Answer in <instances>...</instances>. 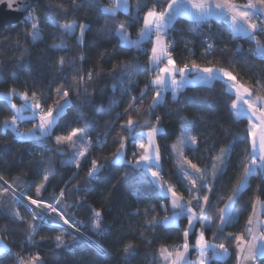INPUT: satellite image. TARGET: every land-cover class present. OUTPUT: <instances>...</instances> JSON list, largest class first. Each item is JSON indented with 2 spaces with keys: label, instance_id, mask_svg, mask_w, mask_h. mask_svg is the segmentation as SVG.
Masks as SVG:
<instances>
[{
  "label": "trees",
  "instance_id": "obj_1",
  "mask_svg": "<svg viewBox=\"0 0 264 264\" xmlns=\"http://www.w3.org/2000/svg\"><path fill=\"white\" fill-rule=\"evenodd\" d=\"M96 2L108 6L110 0ZM166 2L162 0L159 10L166 6ZM237 2L244 3L246 0ZM128 3V12L118 11L115 17H107L93 5V0H76L75 7L72 0H32L31 7L17 26L0 28V122L13 114L10 103L2 98L13 88L17 91L27 90L29 95L34 90L38 95L44 93L41 98L46 100L45 107L53 103L59 87L69 90L70 100L58 121V127L48 138H20L11 128L4 129L0 123V177H3L0 185L6 188L4 181H7L17 191L26 188V195L37 198L36 188L44 184L45 188L38 198L45 201H54L61 190H65L62 203L57 208L75 223L77 230L96 241L103 250L98 251L84 238L63 230L52 221L41 224L29 244L27 238L31 232V215L23 205H18L16 207L24 220H13L14 203L9 190V193L0 196V237L10 251L0 254V264H16L20 256L27 259L37 253L44 259V264H161L160 247L183 241L181 233L186 226V218H181L178 226L148 223L153 216L163 217L171 213L170 206L165 212L152 195L138 198L139 190L152 179L150 174H144L142 170L131 172L124 163H111L120 137L127 135L121 129L123 121L120 117L125 121L128 118L124 110L132 102L134 108L146 113L155 94L154 90H148L141 103L140 90L154 75V70H150L148 64L151 41L143 43L144 51H138L121 46L120 38L115 34L116 25L124 21L131 25L128 34L136 37L143 24V14L153 6L154 0H128ZM57 4H63L67 11L58 8ZM137 4L144 6L138 14ZM30 11L40 18L38 27L42 39L35 43L27 35L31 31L32 21L24 20ZM137 15L139 22H134L133 17ZM72 21L76 22V30L72 36H68L60 26ZM81 22L86 23L88 28L83 42L79 43L77 37ZM166 39L173 42L171 54L180 67L191 61L208 66L207 62L212 61L215 67L237 74L241 82L252 86L254 94L255 82L259 80L264 84V57L253 55L255 42L243 37L233 39L228 24L223 21L211 19L201 25L180 17L169 29ZM257 39L264 44V35L258 34ZM54 44H63L64 47L56 49L52 47ZM210 44L213 47L208 49ZM61 57L65 61L63 68L58 64ZM122 61L133 67H124ZM89 71L99 75H94L93 80L88 81ZM73 76H84L87 88H71ZM223 89L220 81L213 82L211 86H186L175 99L169 91L166 92L162 102L154 109V115L137 117L135 111H130L128 115L134 121L139 120L137 131L147 130L143 127V120L155 123L156 116H160L162 131L156 142L162 160L156 171L175 186L185 200L190 196L185 189V181L178 175L170 148V142L179 133L180 125L187 126L198 140L197 145L184 148V156L202 169L211 165L212 156L222 147L231 145L224 175L215 181L216 191L211 197L212 206L208 212L214 222L205 236L213 243H224L229 251L225 259L213 260L211 264H237L235 241L225 239V236L228 233H244L246 221L253 212V203L257 197L260 201L264 200V175L257 172L249 177L248 186L234 204L237 212L235 222L224 227L223 234H218V238L214 236L219 223L216 209L224 206L232 189L237 186L243 174V162L249 159L250 151V143L246 140L247 119L234 118L230 111L234 97ZM133 97L137 99L133 101ZM12 100L20 102L18 96L12 97ZM34 122L38 121L21 122L19 128L26 131L32 128ZM77 127L83 129L85 138L92 141V147L79 168L68 162L71 153L66 147L58 152L54 144L56 135H66ZM133 151L135 149L129 142L128 158H131ZM93 159L105 163L106 167L89 181L87 173ZM125 173L129 175L125 176ZM45 176L49 178L47 182L44 181ZM153 206L155 211L150 210ZM146 209L149 211L146 212ZM94 211H99L102 216L98 232L92 228ZM56 236H62L68 246L57 249ZM73 236L80 240L79 245L72 242ZM194 242L195 236H191L190 243ZM128 243L133 245L132 254L124 252ZM190 253L192 255L193 251ZM263 262L259 260V264Z\"/></svg>",
  "mask_w": 264,
  "mask_h": 264
},
{
  "label": "snow or ice",
  "instance_id": "obj_2",
  "mask_svg": "<svg viewBox=\"0 0 264 264\" xmlns=\"http://www.w3.org/2000/svg\"><path fill=\"white\" fill-rule=\"evenodd\" d=\"M161 2L162 0H154L153 6L144 12L143 25L137 32L136 39H132L128 34V28L131 25L127 22L121 21L115 28V34L120 38L121 46L144 51L142 48L143 43L151 41L152 47L148 56V64L149 69L154 70V75L140 90L141 103L148 90H154L155 94L152 97V103L148 105L146 113H142L140 108H134L132 102L124 110V114L128 118L125 121L123 117H120L123 121L121 129L126 131L127 135L120 137L119 147L113 153L111 163H124L129 166L131 172L142 170L144 174H150L152 179L147 181L146 187L139 190L137 193L138 198L141 195H152L165 212H168L169 206L171 208L170 215L153 216L148 222L150 225L178 226V221L181 218L187 219V225L181 233L183 243L174 246L162 245L160 247L159 254L163 264H211L213 260L224 259L229 255L228 248L224 243H210L206 239L205 233L214 222L208 215L212 206L211 197L216 191L215 181L224 175L231 145L222 147L217 154L212 156L211 165H206L202 169L197 163L187 159L183 151L189 145H197V137L193 136L188 128L181 130L180 136L177 138L176 143L171 145V148L173 153L176 154V164L178 171L181 173V179L187 182L185 189L190 198L185 201L183 195L178 193L175 186L163 179L159 171L153 170L154 168H160L162 160L156 142L158 134L162 131L159 124L160 116H156L155 123L147 119L143 120V127L147 130L137 131V128L140 127L139 120L134 121L131 115L128 114L130 111H135L137 117L154 115V109L162 102L164 93L171 91L175 99L181 89L192 83L211 86L213 82L220 81L224 85L223 91L229 95H234L235 98L231 100L230 111L237 119H247L246 140L250 143V151L248 153L249 159L243 162L244 170L237 186L232 189V193L227 197L224 206L216 209L219 223L216 225L217 233H214V236L218 238V234L222 235L224 227L236 220L237 212L234 204L237 202L242 190L248 186L249 177L256 175L257 172L264 175V84L257 80L254 94L252 86L241 82L237 74H234L231 70L215 67L212 61L207 62L208 66H201L195 61H191L190 64L185 62L180 67L171 54L173 42L166 38L169 35V29L180 17L188 18L201 25L211 19H216L228 24L233 39L243 37L255 42L256 48L253 50V55L264 57V44H261L260 40L257 39L258 34L264 33V0H247L244 4L238 3L237 0H167L166 7L159 10L158 6ZM4 3H7L10 10L15 11H22L31 6L28 0H24L22 4H17V0H0V4ZM93 5L99 8L107 17H115L118 11L128 12L130 10L128 0H110L108 6L101 5L93 0ZM72 6H76V0H72ZM57 7L65 12L67 11L63 4H57ZM143 7L137 4V14ZM39 19L34 11L28 12L24 17L26 22L32 21L31 31L27 35L31 37L33 43L42 39L38 27ZM133 20L139 22V16L133 17ZM87 28L86 23L81 22L79 24V36L77 37L79 43L83 42ZM60 29L66 35L72 36L76 30V22L62 24ZM52 47L61 49L64 45L54 44ZM212 47L211 44L208 45V49ZM64 63V58L61 57L58 61L59 67L63 68ZM121 64L124 67H133L126 61H122ZM94 75H99V73L94 74L89 71L87 80H93ZM121 83H123V80H121ZM70 87L74 89L84 87L86 89L85 77L73 76V84ZM15 96H19L23 101L20 107L11 102L12 97ZM42 96H44V93L38 95L35 90L29 95L27 90L19 92L15 88L10 89L3 94L2 98L10 103L13 114L0 123L3 124L5 129L11 128L16 136L20 138L40 140L50 137L52 131L58 127V121L64 114L65 108L70 104L69 90L62 87L57 88L56 98L47 107H45L46 100L42 99ZM136 99V97L132 98L133 101ZM244 105L247 106L246 109ZM24 121L38 122H34L32 128L21 131L19 124ZM129 142L135 149L131 153V158L126 155ZM54 144L58 152L65 147L71 151L69 162L75 163L77 168L81 166L82 158L86 156V153L92 147V141L85 138L84 130L79 127L72 128L66 135H56ZM105 167V163L93 159L87 173L89 181L95 179ZM124 175L127 176L129 173ZM209 176L212 177L211 181H208ZM48 179V176L44 177L45 182ZM0 180H3V177H0ZM4 184H7V187L0 185V196H4L11 190L14 203L13 220L20 222L24 220L16 207L18 205H23L31 215L29 244L32 242V235L39 226L49 223L50 214L54 213L69 228L75 227V223L66 218L65 213L57 208V205L62 203L65 190L62 189L59 197L54 201H45L38 198L45 188L44 184L37 186L35 192L37 198L26 195V188L17 191L7 181H4ZM201 192H203L202 196L200 195ZM220 199L223 200V197H220ZM25 201H27L26 204ZM257 203L261 205V210L264 211V201H260L257 197V200L253 203V214L249 215L246 221L244 233L240 235L228 233L225 236V239L235 241L237 264H250V262L256 261L257 258H264V221L258 219L256 213ZM194 209H198V211ZM150 210L155 211V207L153 206ZM145 211L147 212L149 209ZM92 219V228L98 232L102 223L101 213L94 211ZM197 225H199V228H197ZM191 236H195L194 244L190 243ZM72 242L77 245L80 244V240L76 236L72 237ZM85 242L96 247L98 251H103L96 241L85 238ZM67 246L62 236L55 237V247L57 249ZM8 251H10L8 246L0 240V254ZM190 251L197 253L195 261L189 259ZM124 252L126 254L134 253L133 245L131 243L126 244ZM16 264H43V261L37 253L27 259L20 256Z\"/></svg>",
  "mask_w": 264,
  "mask_h": 264
},
{
  "label": "water",
  "instance_id": "obj_3",
  "mask_svg": "<svg viewBox=\"0 0 264 264\" xmlns=\"http://www.w3.org/2000/svg\"><path fill=\"white\" fill-rule=\"evenodd\" d=\"M24 0H17V4H22ZM28 3L32 5V0H28ZM15 7V5H14ZM31 7V6H30ZM24 9L22 11L10 10L7 7V3L0 4V28L3 26L15 27L19 24V21L27 13L30 8ZM5 185V184H4ZM7 187V185H5ZM44 264V259L41 258Z\"/></svg>",
  "mask_w": 264,
  "mask_h": 264
},
{
  "label": "rangeland",
  "instance_id": "obj_4",
  "mask_svg": "<svg viewBox=\"0 0 264 264\" xmlns=\"http://www.w3.org/2000/svg\"><path fill=\"white\" fill-rule=\"evenodd\" d=\"M247 2V1H246ZM242 3V2H241ZM245 3V2H244ZM19 92H23V91H19ZM18 99L20 100V102H16V101H11L12 103H15L16 105H17V107H20L22 104H23V101L19 98V96H18ZM181 126V128H180V131H179V133L175 136L176 138L175 139H173L171 142H170V148H171V145H173L174 143H176V141H177V138L180 136V133H181V130L183 129V128H188L187 126H184V125H180ZM161 127V126H160ZM4 128V127H3ZM5 129V128H4ZM161 129H162V127H161ZM189 146H192V145H189ZM183 151H184V149H183ZM69 152L71 153V151L69 150ZM171 155H172V158L175 160V164H176V154L175 153H173V151H172V148H171ZM71 157V156H70ZM83 159L84 158H82V161H83ZM69 160H70V158L68 159V162H69ZM70 164H72L71 162H69ZM73 164H75V163H73ZM176 167H177V164H176ZM185 167H187V165H185ZM178 168V167H177ZM153 170H157V169H153ZM159 170V169H158ZM27 203V201H25V204ZM34 207V206H33ZM45 212L47 211V210H44ZM64 212V211H63ZM51 215V219H50V221H52L54 224H57V225H59L63 230L65 229V230H68L69 232H71L72 234H76V235H78L79 237H81V238H87V237H85L84 235H83V233L81 232V234L79 233V232H76L75 231V233H74V231H72V230H70V228H68V226L67 225H65L64 223H63V221H60L59 220V218L58 217H56L55 216V214L53 213V214H50ZM74 228H76V227H74ZM77 229V228H76ZM79 231V230H78ZM0 240H2V238L0 237ZM3 241V240H2ZM4 242V241H3ZM196 253V252H195ZM195 253H194V251H193V253H192V255H195ZM191 254V253H190Z\"/></svg>",
  "mask_w": 264,
  "mask_h": 264
},
{
  "label": "crops",
  "instance_id": "obj_5",
  "mask_svg": "<svg viewBox=\"0 0 264 264\" xmlns=\"http://www.w3.org/2000/svg\"><path fill=\"white\" fill-rule=\"evenodd\" d=\"M247 1V0H246ZM246 3V2H245ZM241 4H244V3H241ZM165 5H167V2H166V4ZM166 7V6H165ZM144 15V14H143ZM227 24V23H226ZM143 25V24H142ZM132 38V37H131ZM137 38V36L136 37H133L132 39H136ZM154 38V37H153ZM151 47H152V44H151ZM151 49V48H150ZM190 85H201V84H197V83H192V84H190ZM190 85H187V86H190ZM169 93H171V95L173 96V94H172V92L171 91H169ZM179 93V92H178ZM177 93V94H178ZM165 94V93H164ZM177 96V95H176ZM233 97H234V95H233ZM235 98V97H234ZM233 98V99H234ZM244 107H245V109L247 108V106L246 105H244ZM234 116V115H233ZM234 118H235V116H234ZM246 119V118H245ZM247 123H248V121H247ZM37 135H39V133H37ZM177 170H178V168H177ZM178 175H179V177L181 178V173L178 171ZM182 180V179H181ZM210 180H212V177L211 176H209V178H208V181H210ZM249 182V181H248ZM185 183H187V182H185ZM185 200V199H184ZM185 201H187V200H185ZM261 201H264V200H261ZM194 210H196V211H198V209H194ZM253 210V209H252ZM256 213H257V216H258V219L259 220H262V221H264V211H262L261 210V205L259 204V203H257L256 204ZM171 214V213H170ZM252 214H253V212H252ZM251 214V215H252ZM186 225H187V222H186ZM198 228H199V225H198ZM247 238V237H246ZM210 243H213V242H211V241H209ZM181 243H183V241H181V242H179V243H177V244H181ZM176 245V244H175ZM168 246H174V245H168ZM229 252V251H228ZM196 257H197V253H195V255H189V259L190 260H192V261H195L196 260ZM159 259H161V257H160V254H159ZM225 259V258H224ZM222 260V259H221ZM259 260H264V258H257V260L256 261H253V262H250V264H259ZM161 264H163V261H162V259H161Z\"/></svg>",
  "mask_w": 264,
  "mask_h": 264
},
{
  "label": "bare ground",
  "instance_id": "obj_6",
  "mask_svg": "<svg viewBox=\"0 0 264 264\" xmlns=\"http://www.w3.org/2000/svg\"><path fill=\"white\" fill-rule=\"evenodd\" d=\"M67 226H68V225H67ZM68 228H69V226H68ZM70 230L74 231V233H75V231H76V232H79V233L81 234V232L78 231V230H77L76 228H74V227L70 228Z\"/></svg>",
  "mask_w": 264,
  "mask_h": 264
},
{
  "label": "built area",
  "instance_id": "obj_7",
  "mask_svg": "<svg viewBox=\"0 0 264 264\" xmlns=\"http://www.w3.org/2000/svg\"><path fill=\"white\" fill-rule=\"evenodd\" d=\"M262 35H264V33H262ZM27 240H28V238H27ZM194 253H195V252H194ZM262 264H264V262H263Z\"/></svg>",
  "mask_w": 264,
  "mask_h": 264
}]
</instances>
